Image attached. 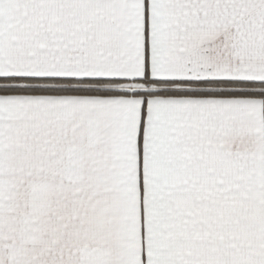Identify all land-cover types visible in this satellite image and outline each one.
Wrapping results in <instances>:
<instances>
[{
	"label": "snow or ice",
	"instance_id": "1",
	"mask_svg": "<svg viewBox=\"0 0 264 264\" xmlns=\"http://www.w3.org/2000/svg\"><path fill=\"white\" fill-rule=\"evenodd\" d=\"M0 264H264V0H0Z\"/></svg>",
	"mask_w": 264,
	"mask_h": 264
}]
</instances>
